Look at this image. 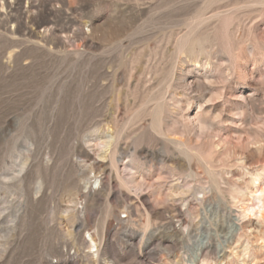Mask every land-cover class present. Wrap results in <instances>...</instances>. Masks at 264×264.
I'll list each match as a JSON object with an SVG mask.
<instances>
[{
    "label": "rangeland",
    "instance_id": "obj_1",
    "mask_svg": "<svg viewBox=\"0 0 264 264\" xmlns=\"http://www.w3.org/2000/svg\"><path fill=\"white\" fill-rule=\"evenodd\" d=\"M253 196L264 0H0V264H264Z\"/></svg>",
    "mask_w": 264,
    "mask_h": 264
},
{
    "label": "bare ground",
    "instance_id": "obj_2",
    "mask_svg": "<svg viewBox=\"0 0 264 264\" xmlns=\"http://www.w3.org/2000/svg\"><path fill=\"white\" fill-rule=\"evenodd\" d=\"M117 138L118 137H117L116 134H114V133L109 134V138L107 140H105V143H104L105 146L106 147H109V149H110V146H112L113 142L116 141ZM115 144H116V142H115ZM110 159H111L112 165L115 166L116 163H117L116 151L111 152V158ZM89 192H93V189L91 187L89 189ZM258 196H253L252 203H250V204H244V205L242 204V206H241L242 207L241 213H242L243 216H247L250 213H254V212H260V210L264 208V203L261 202V200L259 199ZM90 241H91V244L89 245L90 247H97L98 243H97L96 239L92 236V234H91Z\"/></svg>",
    "mask_w": 264,
    "mask_h": 264
}]
</instances>
